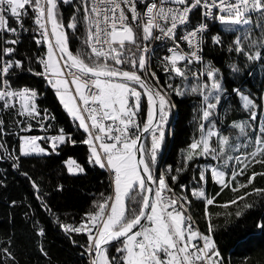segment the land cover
Masks as SVG:
<instances>
[{
    "label": "snow or ice",
    "instance_id": "1",
    "mask_svg": "<svg viewBox=\"0 0 264 264\" xmlns=\"http://www.w3.org/2000/svg\"><path fill=\"white\" fill-rule=\"evenodd\" d=\"M63 5L73 7L67 18L62 14ZM197 12L205 22L193 25L191 17ZM25 17H31L36 26L33 29L36 45H47L45 54L35 61L41 70H27L43 77L77 130L82 129L86 134L82 143L88 146V162L112 177L111 195L101 194L102 199L95 202L94 210L86 213L78 224L59 225L70 239L73 233L86 236L81 254L87 255L88 264H223L211 235V219L208 218L209 234L193 227L192 217L186 215L191 201L173 191L169 178L175 182L177 176L173 171L183 172L190 162L202 157L221 163L217 166L210 162L201 168L197 183L206 184L211 178L221 190L229 187L251 165L264 164V127L253 129L257 134L251 136L246 130L252 127L250 124L234 123L232 127L245 137L240 143L230 142L218 128L217 112L227 91L220 82L218 68L208 67L203 73H194L197 83L189 90L174 87L171 80L173 77L187 80L184 68L202 62L209 28L207 20H218L247 35L253 26L264 29V0H0V42L16 45L18 40L7 36L28 31ZM81 24L83 46L90 51L82 49L73 54L69 44L72 36L79 34ZM152 41L171 42L161 60L168 74L166 85L161 84L157 73L149 67ZM261 41L260 47L264 48V37ZM210 43L223 46L224 41L217 34L211 35ZM14 51L9 46L0 49V106L15 110L26 120H37L47 132L46 122L54 117L47 109L43 113L39 109L38 92L13 89L9 84L7 78L16 69H24L22 61L11 59ZM228 51L244 54L249 61L264 58L261 51L246 52L240 36L235 37L234 47ZM232 70L238 72L239 68L234 65ZM201 75L206 77L203 82ZM232 91L248 111L249 120L257 121L264 105H258L240 89ZM173 94L200 98L202 103L196 117L200 134L188 145L180 168L168 167L160 172L158 157L171 109L175 107ZM31 127L26 124L21 131L30 132ZM0 132H3L2 120ZM38 141L47 143L51 151ZM69 142L76 143L63 129L53 136L24 135L20 137V155L9 158L16 161L13 167L19 168L20 156L58 155L59 147ZM241 149L251 150L238 156L227 154ZM66 165L70 174L85 172L74 159L67 160ZM229 167L230 175L225 171ZM257 175L264 176V172L252 173L247 183H240L232 190L247 187ZM32 186L39 191L35 181ZM180 187L181 191L187 190L183 185ZM192 195L205 199L207 205L214 203L213 198L206 197L203 188L194 189ZM246 195L249 193L237 199L243 200ZM205 215L208 217L207 212ZM38 235H44L43 229ZM0 252L13 258L6 247Z\"/></svg>",
    "mask_w": 264,
    "mask_h": 264
},
{
    "label": "trees",
    "instance_id": "2",
    "mask_svg": "<svg viewBox=\"0 0 264 264\" xmlns=\"http://www.w3.org/2000/svg\"><path fill=\"white\" fill-rule=\"evenodd\" d=\"M73 12V7L62 6V14L67 18ZM25 27L28 31H20L17 36L8 37L17 39L16 45H10L15 49L12 58L20 60L24 69H16L10 77L9 84L13 89L27 87L35 89L39 94L37 104L43 113L44 109L54 119H49L47 132L43 131L37 120H26L19 117L15 110H4L0 106V120L3 121V132H0V250L8 248L13 258H9L0 252V264H88L87 255H82L83 245L87 238L83 234H71V239L66 235L60 224H78L81 218L93 211L95 202L102 199L101 194L109 196L112 187L106 171L99 166L93 167L88 162V146L82 143L85 138L83 130L72 128V119L62 108L56 98L54 90L47 82L38 76H34L27 69L40 71V65L35 61L43 56L47 45L37 48L35 40L36 27L31 17H25ZM192 24L202 22L199 13L192 17ZM13 26H15L13 24ZM191 26V25H190ZM208 33L204 50L201 53L202 62L188 65L184 71L188 79L173 77L171 83L174 87L189 90L197 83L194 73H203L208 67L219 69L220 82L227 91L223 96L221 106L218 108V128L228 136L230 142L240 143L245 139L239 135V129L235 124H250L248 134L254 136L253 129L261 118V111L257 121L249 120V113L242 107V102L232 90L240 89L258 105H262L264 93V58L260 61H249L244 54L228 51L234 47L236 36L242 38V47L246 52L261 51V38L264 37V29L255 28L245 35L243 30L234 26H222L218 20H212L208 24ZM78 35H73L69 44L73 54L90 51L83 46L84 25L78 26ZM221 35L224 44L216 46L210 43L211 35ZM1 35V34H0ZM255 44V47H253ZM3 42H0V49ZM158 49V50H157ZM167 54L163 45L157 46L149 67L159 76L161 84L169 82L168 74L163 70L161 60ZM239 68L238 72L232 70L233 66ZM183 66V65H182ZM206 77L200 76L203 82ZM173 107L172 129L167 126L170 136L166 137L162 145L161 154L158 157L157 168L163 171L171 167L173 170L180 168L184 163V155L188 145L195 137L199 136L196 117L199 114L202 101L194 95L171 96ZM147 108L146 98L144 101ZM142 118V117H141ZM31 124L30 132H22L21 128ZM63 129L64 133H70L75 144L65 143L59 147L58 155L20 156L19 168L13 167L16 163L11 156H19L20 137L29 134H58ZM216 138H213L215 145ZM38 143L51 151L44 141ZM5 148L7 151H5ZM249 150V149H246ZM244 152H228L229 155ZM74 159L85 172L70 174L66 161ZM212 161L205 158H196L190 162L188 169L183 172H175V182L169 178V184L174 191L181 192V185H185L186 195L191 203L188 211L194 223L201 233H208V223L211 219L213 225L212 237L221 253L223 264H264V176L257 175L251 184L245 188L238 187L240 183H247L252 173L264 172V164H253L245 169V174L231 182L229 187L221 190V186L209 178L206 184H198V172ZM217 161V166L220 165ZM232 164V162H230ZM231 167L225 169L231 174ZM27 173V176L24 175ZM31 178V179H29ZM32 181L39 186L37 192ZM179 188V191H178ZM203 188L207 198H213L214 203L207 205L205 199H198L192 195L194 189ZM255 189H260L257 192ZM249 193L245 199H237L239 196ZM39 197V198H38ZM236 200V203L231 201ZM14 202V203H13ZM228 205L224 207V205ZM45 205L47 208H45ZM247 205V207L245 206ZM207 212L208 217L205 213ZM43 229L44 235H38ZM73 240L76 243H73ZM43 250V251H42ZM115 254V249H111Z\"/></svg>",
    "mask_w": 264,
    "mask_h": 264
},
{
    "label": "rangeland",
    "instance_id": "3",
    "mask_svg": "<svg viewBox=\"0 0 264 264\" xmlns=\"http://www.w3.org/2000/svg\"><path fill=\"white\" fill-rule=\"evenodd\" d=\"M222 26L224 27V26H226V25H223L222 24ZM47 48V47H46ZM47 50V49H46ZM158 50V49H157ZM46 52V51H45ZM153 56V55H152ZM151 60H152V57H151ZM150 65H151V61H150ZM55 92V91H54ZM56 95V94H55ZM56 98L58 99V101H59V98L56 96ZM263 100H262V105H264V93H263V98H262ZM242 102V101H241ZM59 103H60V101H59ZM61 104V103H60ZM61 106H62V108L64 109V107H63V105L61 104ZM65 110V109H64ZM173 108L171 109V114H170V117H169V120H168V124H167V126H170V130L172 129V120L174 119V117H173ZM66 111V110H65ZM71 118V117H70ZM259 127H264V111H261V118H260V120H259V122L257 123V126H256V128H259ZM255 128V129H256ZM253 134L254 135H256L257 133L255 132V131H253ZM171 134H169V132H167L166 133V137H168V136H170ZM164 144H165V142H163ZM243 151H250L251 149H249V150H246V149H242ZM160 154H161V152H160ZM242 153H235L233 156H238V155H241ZM29 156H38V155H29ZM212 163L213 164H215V165H218L217 164V161H212ZM232 166H235V163L234 162H232ZM161 171L163 172V168H161Z\"/></svg>",
    "mask_w": 264,
    "mask_h": 264
},
{
    "label": "built area",
    "instance_id": "4",
    "mask_svg": "<svg viewBox=\"0 0 264 264\" xmlns=\"http://www.w3.org/2000/svg\"><path fill=\"white\" fill-rule=\"evenodd\" d=\"M202 22H205V21L202 20ZM209 22H210V19L206 21L207 24H209ZM178 31H179V30H178ZM1 35H2V34H1ZM8 37H12V35L9 34ZM9 39H10V38H9ZM156 42H161V41H152V42H150V43H151V45H155ZM181 44H182V47H184L185 50L187 51V47H186V45H184L183 42H181ZM5 46H9V47H11L10 45H5V44H3V47H5ZM37 48H38V47H37ZM4 59H8V58L5 57ZM11 59H13V60H17V59L12 58V57H11ZM40 70H41V67H40ZM42 78H43V77H42ZM73 87H74V86H73ZM23 88H27V87H22V88H18V89H23ZM29 89H31V88H29ZM33 90H35V89H33ZM38 99H39V94H38ZM38 99H37V100H38ZM45 135L53 136V135H57V134H45ZM45 135H44V134H41V135L29 134V135H27V136H45ZM19 144H20V141H19ZM162 145H163V144H162ZM106 174H107V177H108L109 182H110V185H111L112 177L109 175L108 172H106ZM170 186H171V185H170ZM183 186H185V185H183ZM111 187H112V185H111ZM185 187H186V186H185ZM111 194H112V193H111ZM200 232H201V231H200Z\"/></svg>",
    "mask_w": 264,
    "mask_h": 264
},
{
    "label": "bare ground",
    "instance_id": "5",
    "mask_svg": "<svg viewBox=\"0 0 264 264\" xmlns=\"http://www.w3.org/2000/svg\"><path fill=\"white\" fill-rule=\"evenodd\" d=\"M210 21H212V19H210ZM160 45H163L164 46V49H166V51H167V46H171V42L170 41H165V42H156L155 43V45H151V48H152V53L154 54V52L156 51V47L157 46H160ZM37 46V45H36ZM38 48H42V46H37ZM152 54V55H153ZM150 56V59H149V62H150V60H151V57H153V56ZM73 127L75 128V125H73ZM164 153V152H163ZM163 153L161 154V156L163 155ZM160 172H162V171H160ZM181 188V187H180ZM173 189V188H172ZM173 191H174V189H173ZM178 191H179V188H178ZM177 195H183L181 192H184V191H181V192H176V191H174ZM186 196V195H185ZM187 208H188V206H187ZM186 215H188V216H190V214H189V211L187 210V213H186ZM192 222H193V227H195L196 229H198L197 228V226H196V224L194 223V221H193V219H192Z\"/></svg>",
    "mask_w": 264,
    "mask_h": 264
},
{
    "label": "crops",
    "instance_id": "6",
    "mask_svg": "<svg viewBox=\"0 0 264 264\" xmlns=\"http://www.w3.org/2000/svg\"><path fill=\"white\" fill-rule=\"evenodd\" d=\"M45 45H46V44H45ZM73 125H74V123L72 122V128H74ZM75 128H76V127H75Z\"/></svg>",
    "mask_w": 264,
    "mask_h": 264
},
{
    "label": "water",
    "instance_id": "7",
    "mask_svg": "<svg viewBox=\"0 0 264 264\" xmlns=\"http://www.w3.org/2000/svg\"><path fill=\"white\" fill-rule=\"evenodd\" d=\"M115 243V242H114ZM88 258V257H87Z\"/></svg>",
    "mask_w": 264,
    "mask_h": 264
}]
</instances>
